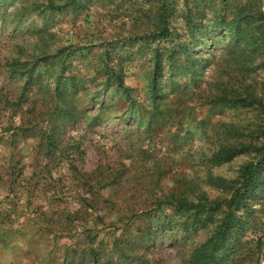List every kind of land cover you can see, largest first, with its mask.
<instances>
[{
  "label": "rangeland",
  "instance_id": "1",
  "mask_svg": "<svg viewBox=\"0 0 264 264\" xmlns=\"http://www.w3.org/2000/svg\"><path fill=\"white\" fill-rule=\"evenodd\" d=\"M262 34L264 0H0V264H186L221 215L166 200L227 209L254 155L207 158L264 128L229 101L264 99ZM260 174L211 264H264Z\"/></svg>",
  "mask_w": 264,
  "mask_h": 264
},
{
  "label": "trees",
  "instance_id": "2",
  "mask_svg": "<svg viewBox=\"0 0 264 264\" xmlns=\"http://www.w3.org/2000/svg\"><path fill=\"white\" fill-rule=\"evenodd\" d=\"M165 24V13L162 11L159 27L157 31L152 34V36L164 37V35H166V28L164 27ZM236 29V35L238 39H240V37L243 36V33L241 32V28L239 26H237ZM259 40V42H256V39L251 37L250 43L254 47H257L258 44L264 47V34L261 35ZM154 66L155 73L161 71L158 56H156ZM57 85L59 84L57 83ZM56 90H58V86ZM239 97L241 96L235 97L229 101L233 102L234 105H239L243 108H253L254 111H264V99L261 96H257L253 91L244 97ZM69 107L74 109L73 106ZM261 115H263V112ZM253 131L254 132L250 133L249 141H237L232 145L220 146L217 151L207 158L214 163L222 164L229 163L242 155H254L252 160L242 166L239 178L232 182L230 187H232V185L238 186L232 187V193L229 200H225L224 203L226 204V210L222 209L223 203H209L205 196H202L198 202L189 201L187 199H176L175 197L170 199L167 198L166 202L169 203L170 206L175 208L177 211L185 213L183 220L179 223L185 230H188L187 228L190 226L189 222L192 220H195L198 228H202L204 226L207 227L210 223L213 224L216 221L215 216L219 214L221 215V218L217 220V224L212 230V235L209 240L201 243L199 246H195L190 251L189 258L185 262L186 264H211L217 259L221 252L225 251V248L230 241L229 236L234 226V222L237 220V209L241 204H246V196L259 189L260 173L264 171V128L257 125V130ZM233 134L235 133L233 132ZM160 209L161 206H159V210ZM201 213H207L208 215L206 218L201 219L199 218ZM135 216L136 214H134L133 217ZM93 244L94 240L90 241V247ZM90 250L95 263H98L99 256L97 252L93 249V247H91Z\"/></svg>",
  "mask_w": 264,
  "mask_h": 264
}]
</instances>
